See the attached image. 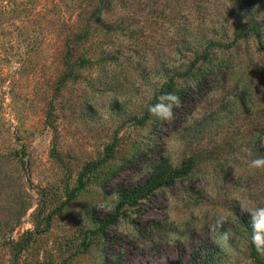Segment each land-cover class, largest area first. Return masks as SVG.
Wrapping results in <instances>:
<instances>
[{
    "label": "rangeland",
    "instance_id": "obj_1",
    "mask_svg": "<svg viewBox=\"0 0 264 264\" xmlns=\"http://www.w3.org/2000/svg\"><path fill=\"white\" fill-rule=\"evenodd\" d=\"M261 11L0 0V264H258L242 208L264 206ZM164 92L171 122L148 112Z\"/></svg>",
    "mask_w": 264,
    "mask_h": 264
},
{
    "label": "clouds",
    "instance_id": "obj_2",
    "mask_svg": "<svg viewBox=\"0 0 264 264\" xmlns=\"http://www.w3.org/2000/svg\"><path fill=\"white\" fill-rule=\"evenodd\" d=\"M181 105L180 97L174 92H164L156 97V102L148 106L151 117L163 122H171L175 118V109ZM246 153L248 150L242 149ZM249 167L252 169H264V157H258L250 161ZM251 216V243L256 252L264 256V206L252 205L250 208H242ZM227 222V215L220 214L215 219L212 231L215 234V242L222 248L231 247L232 236L229 232L220 231Z\"/></svg>",
    "mask_w": 264,
    "mask_h": 264
},
{
    "label": "trees",
    "instance_id": "obj_3",
    "mask_svg": "<svg viewBox=\"0 0 264 264\" xmlns=\"http://www.w3.org/2000/svg\"><path fill=\"white\" fill-rule=\"evenodd\" d=\"M262 14H264V13L262 12ZM248 22H249V28H248V30L253 33V35L257 38L258 41H260L261 40V36H262L261 27L264 25V15L262 17V21H258V20H256L253 17ZM239 28H240L239 26L236 27V30H235V39H237L241 35V31L239 30ZM198 58H201V56H199ZM186 166H187V164L184 167H186ZM251 254H252V257L255 259V261L258 264H261L262 263L263 256L259 255L256 252L255 247L253 245H251Z\"/></svg>",
    "mask_w": 264,
    "mask_h": 264
}]
</instances>
